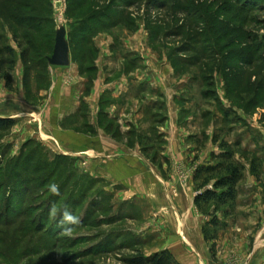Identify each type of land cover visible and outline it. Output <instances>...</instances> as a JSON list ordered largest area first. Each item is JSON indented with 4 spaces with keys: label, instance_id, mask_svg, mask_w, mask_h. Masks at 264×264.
<instances>
[{
    "label": "rangeland",
    "instance_id": "rangeland-1",
    "mask_svg": "<svg viewBox=\"0 0 264 264\" xmlns=\"http://www.w3.org/2000/svg\"><path fill=\"white\" fill-rule=\"evenodd\" d=\"M10 1L0 0V36L3 38L0 46L10 44L17 53V64L22 62L23 68L17 72L19 74L12 72L10 87L5 80H0V113L3 114L23 108L24 96L26 103L39 110L43 104L41 101L48 97H41V92L52 93L53 71L56 69L42 61V54L31 53L37 64L30 66L20 59L25 45L21 48L19 42L24 43L26 32H20L18 40L15 39L16 27L8 12L17 11ZM75 1L82 0H51L52 13L47 7L40 13L43 17H53V32L61 25L65 26L70 34L72 58L81 64V74L93 65L94 72L86 77L95 78L99 55L100 66L105 67L104 64L108 63L111 69L122 66V58L127 56V71L136 72L130 93L137 94L143 89L140 84L144 78L160 73L162 84L155 82L153 77L150 79L151 96L159 88L166 89L169 97L178 94L184 109L180 121L182 135L186 136L181 145H174L171 161L166 163L161 156L165 145L162 138L154 136V147L152 141L146 143L143 139L141 142L138 137L131 140L130 144L134 143V146L140 143L144 155L135 162L139 165L137 170L151 168L153 176L140 177L138 174L120 181L117 173L109 174L110 169H105L108 160L99 161L65 152L63 147L68 149L70 140L69 137L65 140L63 131L79 132V121L60 124V134L55 136L48 122L37 119V115L15 117V127L0 133V264H128L130 259L152 257L165 251L172 254L174 263L181 264L179 257L165 248L171 243L166 235L172 229L175 231L177 225L172 219L167 234L163 233L160 219L164 210H159L163 201L158 199L153 205L152 197H157L158 192H143L139 184L151 180L154 184L164 185L167 201L175 211L180 201L177 184L182 185L183 191L194 188L190 194L195 201L206 189H213L215 180L206 188L203 186L211 177L202 173L209 167L203 165L205 157L210 156L212 150L216 153L225 149V152L230 150L232 153V162L244 168L239 189L253 179L255 185L249 187L255 197L253 205L257 209L264 206V61L248 67H241L234 61L239 55L264 56V0H252L249 6L247 0H85L83 7L71 11ZM102 13L110 21L100 20L107 27L93 35V40L88 38L90 34L87 32L73 33L82 21L88 22L92 15ZM44 31L49 33L47 28ZM46 41L43 43H52L53 38ZM92 45L96 48L95 53ZM44 52L49 57L53 55L50 50ZM87 53L92 55V63L83 58ZM134 57L135 62L131 64ZM131 66H135V70ZM241 71L243 75L240 76ZM216 73L219 81L216 91L225 95L224 82L229 83L228 98L239 107L229 122L223 124L221 118L224 115L217 104H208L202 97V92L207 89L204 79L211 81L213 74L216 80ZM16 80L22 88L17 87ZM144 88L149 91L147 84ZM20 92L23 95H19ZM211 98L214 101L215 96ZM169 102L168 116L172 117L168 120L175 128L176 115L172 109L177 110V107L172 100ZM151 106L159 104L152 100ZM204 111H214L218 115L217 121L204 118ZM165 114L162 111L155 117L146 115L141 126L149 130L154 124L163 126ZM215 127L221 131L214 130ZM213 130L216 138L211 140L205 133L209 131L211 134ZM168 137V144H171L172 138ZM193 147L197 149L191 150ZM180 151L186 154L184 158L180 157ZM38 163L49 167L44 170L47 174L38 172L36 178L51 174L43 185L39 179L31 183V173ZM217 163L219 161L214 160L213 165ZM154 167H160L163 176L160 172L154 176ZM166 168L176 171L178 179L168 178ZM193 180L194 186L191 185ZM52 184L58 186L59 195L50 191ZM239 195L228 214L217 212L218 219L225 225L219 229L207 227L214 216V204L200 211L195 203L205 222L203 236L208 244L217 240L216 251L221 255L218 259L214 256L215 264H250L253 257L258 261L255 264H264V228L263 232L260 231L261 225L259 234L254 236L227 230L231 227L228 223L234 221L232 217H239ZM53 206L57 209L54 217L50 214ZM65 208L79 218L78 224L62 223ZM219 217L226 218L221 220ZM69 227L71 234H66L65 229ZM176 231L181 233L179 226ZM213 237L215 239L211 240ZM187 264H191L190 259Z\"/></svg>",
    "mask_w": 264,
    "mask_h": 264
},
{
    "label": "crops",
    "instance_id": "crops-1",
    "mask_svg": "<svg viewBox=\"0 0 264 264\" xmlns=\"http://www.w3.org/2000/svg\"><path fill=\"white\" fill-rule=\"evenodd\" d=\"M95 44L97 49L101 51L100 46L96 42ZM111 51L112 50L110 49V53ZM70 53L71 65L69 67H55L56 69L53 71L54 77L52 80V93L49 94V92H41V97H48L41 101L43 104H41L42 106L39 107V110H36L29 103H26L24 96V100L21 101L23 108H19L15 113H0V118L15 120L16 118H20L22 116L32 117L33 115H37V119L48 122V125L51 126L55 132V136H59L57 133L60 134V124L76 123L79 121V132L77 130L63 131L65 140L68 139L67 137H69L70 140L69 148L67 149L63 147L65 152L68 151L69 154L71 153L78 154L80 156L92 157L93 159L99 161L108 160L109 163H107L108 166L105 169H110L109 174L117 173L120 181L125 177L138 174L140 177L142 175L152 177L153 174L151 173V168H147L148 170H146L140 167L141 169L139 171L137 170L139 165L135 162L136 160L141 159V156L143 155L141 153L142 149L140 150V143L134 146V143L130 144V141L133 139L136 140L138 137L141 142L143 139L146 143L147 141H152L151 146L154 147L156 140H153V138L154 136H158L159 138L165 140V145L163 147L164 150L161 152V156L163 160H165L164 162L166 163L169 160L171 161L170 156L174 153V145H181L186 136L184 134L182 135L183 128L181 126L182 124H180V121L183 119L181 117L184 110L183 101H181L180 97H177L178 94L174 97H169L167 90L162 88L157 89L154 93L155 95L153 97L151 96L152 91L150 90L152 88L150 86L152 85L149 83L151 81L150 79L153 77L155 82H160L162 84V77L160 73L152 74V77L147 78H144V75H142L144 79L140 85L143 89H140V93L131 94L130 86L131 82H133V78L136 76V72L127 71L125 66L128 64L127 60H129L127 56L122 58L120 63L122 66L118 65L119 68L117 67L111 69L109 68L108 63L104 64L105 67L100 66L101 58L99 55L95 65V78L90 80L86 77L88 74L87 72H84L85 74H81V64L73 61L71 45ZM135 59L136 58L134 57L133 61L130 63L134 64L133 62H135ZM22 68L23 63L20 62L14 70L15 72H13L17 73ZM131 68L132 70H135V66H131ZM65 77L69 80L68 83L66 82L67 80L63 81ZM16 81L18 84L19 80ZM146 84L148 86L147 90L149 91H146L144 88ZM17 87L20 89L21 83L18 84ZM4 91L7 92V90ZM19 95H23V93L20 92ZM13 98H15V96ZM135 100H137V104L135 103ZM152 100H154L155 103H158L159 106H151ZM169 100H172V103L175 107H177V110L172 109L176 115L175 128L168 120L169 117H172L170 115L168 116L170 113L168 108L170 106ZM221 101L224 107L228 109L231 108V104L225 99V95L221 94ZM138 105H140V107H138ZM234 110L236 111L237 108H234ZM162 111L167 114L163 117V121H165L163 126L154 124L150 126V130L141 126V122L145 119L146 115L147 117L148 115L150 117H155L158 113L162 114ZM217 116L218 115L214 113V111H204L203 113V117L207 120L212 118V121H214L217 119ZM221 121L222 124L225 123L224 116H222ZM169 124L172 125V128ZM215 129L218 131L220 130L216 127L214 130ZM214 130L211 134L209 131L205 133L207 137L211 138V140L216 138ZM168 136H171L172 138L171 144H168ZM212 143L214 144L213 141ZM194 149H197V147H193L191 150ZM209 149L210 147L208 145L207 150ZM137 151H139V153ZM152 151H155V149ZM214 152L215 151L212 150L209 153L210 156L205 157L206 163L203 165L214 166V160H216V158L223 153L222 150H219L216 153ZM179 154L181 158H184L186 155L181 151ZM154 168L156 169V172L155 169H152L154 171V176H158L159 172L163 176L160 167ZM164 171L166 172L168 178L173 180L178 179L179 174H177L176 171H168L167 168L164 169ZM181 173L183 174V172ZM141 183L142 184H139L143 189L141 191L146 193H150L151 191H155V193L158 192L159 195L157 197L156 195L155 197H152L154 198L153 205L155 202H158V199L163 201L161 203V207L163 208L160 207L159 209L160 211L162 209L164 210H162L163 212L160 219V222L162 221V223L159 222L160 227L164 230L163 233L165 232V235L167 234L169 230L168 227L171 224L172 219L177 225L176 229H178L179 226L181 233L177 232L174 228L175 231L172 229L171 232L168 233L169 235H166V238L169 239L168 241H171V243H169L165 248L170 250L175 256L179 257V262L181 264H187L189 259L191 264H215L214 256L218 259L221 252L218 250L216 251L217 240H214L213 244H208L205 241V237L202 232L205 222L202 220L203 218L201 215L197 212L194 206L195 200H193V196L190 194L191 190L194 188H188V190L183 191L181 190L182 185H176L178 187V191L180 192V201L177 202L175 211H173L171 210V205L168 203V199L164 193L167 189L164 185L163 187L157 185V183L154 184L151 180H143ZM191 185L194 186V180L191 182ZM254 185L253 179H250L246 186L241 185V190L239 189V217H232L234 221H230V223H228V225L231 226L229 227L230 229L227 228L228 231L230 230L232 232L236 230L241 234H246L247 236L253 234L254 236L256 233L259 234V225L262 226L260 231L263 230L264 206L261 207L262 209H257V207H254L253 205L255 197H252L253 189H250L249 187H253ZM225 218H221V220H225ZM160 230L162 231V229ZM186 257L190 258L188 259ZM255 262L257 263L258 261H256L253 257L250 264H255ZM259 264L262 263L259 262Z\"/></svg>",
    "mask_w": 264,
    "mask_h": 264
},
{
    "label": "trees",
    "instance_id": "trees-1",
    "mask_svg": "<svg viewBox=\"0 0 264 264\" xmlns=\"http://www.w3.org/2000/svg\"><path fill=\"white\" fill-rule=\"evenodd\" d=\"M82 1H75L71 6V11H76L77 9L83 7L85 2ZM259 1V0H257ZM12 5H15V11L17 12H8L9 13V19L13 22L15 25V39L18 40V36L20 35V32H26L25 35H23V44L19 42V47L22 48L25 47L24 50H21V58L24 64L30 66L29 64H37L35 63V59L32 58L31 53H35L37 56L42 54L43 56L42 61L48 62L49 54H44V51H52L54 53L55 44H56V32H53L54 28V19L52 16L49 17H43V15L40 13L45 7H47L50 10V13H52L51 10V0H12L10 1ZM15 2V3H13ZM247 6H249L252 3V0L246 1ZM73 13V12H71ZM101 19H107V21H110L108 19V16L104 13L101 15H92L88 22L82 21L79 26L73 30V33L81 32V33H89L88 36L89 39L93 40L92 37L95 35L100 29L107 27V24L105 22L100 23ZM100 23V24H99ZM93 25H96L93 28ZM47 28L48 34H45L44 29ZM70 34L68 33V37ZM87 36V35H86ZM50 37L53 38L52 43H47V39ZM3 40L2 36H0V42ZM45 42V43H43ZM69 43L71 45L70 39ZM43 44L45 46H43ZM94 44V42L92 43ZM43 46V47H42ZM92 52H96V48L91 46ZM83 58L88 61L89 63H92V55L85 54ZM238 58V59H237ZM234 61H237L241 67H248L252 66V64L255 63H262L264 61V56L262 55H256V56H243L239 55ZM249 58V60H248ZM221 61L224 60L223 58H220ZM214 60V59H213ZM18 62V57L15 49L10 44H3L0 46V80H5L7 82V86H11V74L14 71L16 65ZM45 64V63H43ZM225 69V68H224ZM87 73L94 72L93 65L89 67L88 70H86ZM221 73V72H217ZM217 73L214 75H211V78L209 80L204 79L205 85L207 84V89H205L202 92V97L204 99H207V102L210 104L214 102L217 104L219 110L223 113L225 123L229 122L230 116L235 114L234 108H239L237 104L230 98H228L229 93V83L224 82L223 89L225 91V99L231 104V108L224 107L221 101V94L219 91H216V85L219 84V81L217 80L216 76ZM239 75H243V72L241 71ZM225 76H228L225 74ZM226 79V77H225ZM203 81V82H204ZM215 96L214 101L210 100L211 97ZM252 104V102H251ZM16 121L13 119L8 118H0V133H4L7 131H10L13 127H15ZM223 148L225 147L224 143L222 144ZM225 150V149H224ZM221 156L216 158L219 163H217L214 166H209L205 169H203V172H205V175H210L211 177L208 178L207 182L204 183V188H206L209 183L212 180H215V184L213 189H206L204 193L201 195H198L196 198V207L203 211L205 208H207L209 205L214 204L215 210L212 215V221H210L207 225L209 228H215L219 229L220 227H225L224 223H221L218 219L217 212L223 213V215L228 214V210L232 209L236 205V199L239 193V184L243 180V170L244 168H240L238 163L235 161L232 162V156L231 152L224 151ZM25 152V151H24ZM24 155V154H23ZM22 155V156H23ZM29 162V161H28ZM48 165L42 166L41 163H38L37 167L34 170V173L31 177V183L36 182V180L39 179L35 177V175L38 174V172H44L45 174L46 169H48ZM36 173V174H35ZM50 174V173H49ZM45 175L44 177L40 178L39 181L43 185L45 184V179L48 178L51 175ZM53 174L55 175L56 172L54 171ZM53 175V177H54ZM52 177V178H53ZM28 183H30L28 181ZM206 238H208V233L206 231ZM211 239V238H210ZM213 237L211 240H214ZM128 264H177L174 263L173 256L170 252L165 251L160 254H156L152 257H143L139 256L133 259H130L127 261Z\"/></svg>",
    "mask_w": 264,
    "mask_h": 264
},
{
    "label": "water",
    "instance_id": "water-1",
    "mask_svg": "<svg viewBox=\"0 0 264 264\" xmlns=\"http://www.w3.org/2000/svg\"><path fill=\"white\" fill-rule=\"evenodd\" d=\"M53 67H69L71 65L70 43L65 26L58 27L56 32V44L53 55L48 59Z\"/></svg>",
    "mask_w": 264,
    "mask_h": 264
},
{
    "label": "clouds",
    "instance_id": "clouds-1",
    "mask_svg": "<svg viewBox=\"0 0 264 264\" xmlns=\"http://www.w3.org/2000/svg\"><path fill=\"white\" fill-rule=\"evenodd\" d=\"M50 191L53 194L59 195V188L56 184L50 185ZM50 214L54 217L57 214V209L55 206H53L50 210ZM80 222L79 218L75 215H73L67 208L64 209L62 212V223H67L69 225H76ZM72 229L66 228L65 233L66 234H71Z\"/></svg>",
    "mask_w": 264,
    "mask_h": 264
}]
</instances>
